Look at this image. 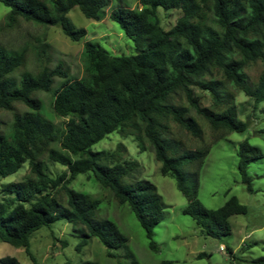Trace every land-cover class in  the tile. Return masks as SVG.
I'll list each match as a JSON object with an SVG mask.
<instances>
[{
  "label": "trees",
  "instance_id": "obj_1",
  "mask_svg": "<svg viewBox=\"0 0 264 264\" xmlns=\"http://www.w3.org/2000/svg\"><path fill=\"white\" fill-rule=\"evenodd\" d=\"M137 2V8L118 6L110 13L134 41L136 52L113 55L98 43L86 41L82 52L85 71L80 78L71 76L65 63L58 61L53 67L44 64L37 72L27 70L15 79L13 73L26 64V49L15 51L0 43V110L14 112L9 130L1 128L0 120V175L16 172L26 161L30 166L24 180L1 187L14 196L0 200V240L25 247L33 264L40 263L29 250L32 234L59 218L80 232L79 248L92 237L110 250L126 246L128 237L118 225L98 218L100 199L70 187L78 174L90 171L120 204L130 206L150 247L158 248L154 228L163 218L164 202L157 186L139 178L137 160L117 158L124 145L116 151L92 150L94 143L113 131L134 136L141 151L154 150L161 173L175 178L187 199L184 213L191 215L205 234L215 238L229 234L230 218L247 212L235 195L216 209L203 205L198 198V168L213 142L232 131L246 130L248 123L239 117L237 94L243 92L255 104L264 101V0ZM0 3L10 8L6 15L9 25L19 20L55 25L71 40L79 41L87 29L77 27L69 11L77 6L86 17L99 20L110 0ZM159 7L180 10L170 29L162 26ZM47 48L50 44L45 42L43 52ZM257 64L263 69L254 75L249 70ZM57 77L63 81L53 90ZM195 88L209 95L210 105L202 104ZM52 90L55 113L67 118L63 127L42 114L44 103L36 96L39 91ZM16 103L25 104L28 110L16 111ZM176 129L197 145L191 146ZM45 155L67 170L51 176ZM237 155L242 181L254 192L248 167L263 157V151L246 139ZM193 163L198 168L188 170ZM109 255L116 256L112 251ZM0 261L19 264L10 256ZM63 264L74 263L67 260ZM78 264L99 263L85 260Z\"/></svg>",
  "mask_w": 264,
  "mask_h": 264
},
{
  "label": "rangeland",
  "instance_id": "obj_2",
  "mask_svg": "<svg viewBox=\"0 0 264 264\" xmlns=\"http://www.w3.org/2000/svg\"><path fill=\"white\" fill-rule=\"evenodd\" d=\"M125 6L137 8V0H110V5L102 12V18L95 20L86 17L79 7H73L68 15L77 27L87 29V35L79 41L67 37L59 26L35 24L24 20L9 25L6 15L10 8L0 3V43L15 51L26 49V64L13 73L15 79L27 70L37 72L44 64L53 67L63 61L73 77L84 74L82 52L86 41L98 43L113 55L134 54V41L125 33L110 13L113 8ZM159 16L164 28L175 25L180 15L179 9L165 10L159 7ZM50 48L43 52V44ZM263 67L253 66L249 72L257 75ZM63 81L57 77L52 87L54 90ZM52 91L36 93L44 103L42 114L58 125L64 126L66 117L58 116L52 106ZM197 97L203 105H210L207 93L195 88ZM239 117L248 123L242 132L232 131L211 145L210 153L204 164L198 168L195 163L188 170L199 171V200L207 208L216 209L235 195L245 204V214H235L230 218L231 232L221 238L204 233L195 219L184 213L187 199L178 189L175 178L161 173V163L155 157L153 149L141 151L134 136H124L118 131L107 134L92 145V150L116 151L120 144L118 159L137 160L141 165L140 179L153 182L163 198L164 215L154 228V240L157 249L150 247L145 229L141 226L128 204H120L111 193L102 188L93 172L80 173L70 183V187L81 192L93 194L100 199L98 218L115 222L128 237L126 246L108 249L97 237L89 239L87 245L79 248L82 235L74 225L64 218L42 226L30 238L29 250L40 264H63L70 260L78 264L85 260H94L99 264H264V155L252 161L248 171L253 178L254 192L247 189L238 169L237 151L242 141H248L260 147L264 154V101H255L239 92L236 97ZM28 107L16 103V111L25 112ZM13 111L0 110L1 128L9 130L13 121ZM208 137L209 128L206 126ZM195 147L197 144L183 131H175ZM120 153V155H118ZM47 172L56 177L67 166L51 162L45 155ZM187 168V167H186ZM30 172L29 161H26L16 172L0 175V200L6 201L14 195L5 194L2 185L11 181L24 180ZM9 206L12 203L9 202ZM109 251L116 254L109 255ZM131 253V255H129ZM203 256L199 257V254ZM15 257L19 264H33L25 247H17L0 240V258ZM0 264H7L0 261Z\"/></svg>",
  "mask_w": 264,
  "mask_h": 264
}]
</instances>
